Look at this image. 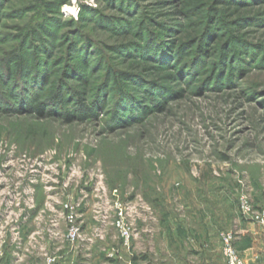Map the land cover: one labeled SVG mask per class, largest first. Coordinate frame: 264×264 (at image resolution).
Instances as JSON below:
<instances>
[{"label":"rangeland","instance_id":"1","mask_svg":"<svg viewBox=\"0 0 264 264\" xmlns=\"http://www.w3.org/2000/svg\"><path fill=\"white\" fill-rule=\"evenodd\" d=\"M229 1L0 0V260L142 240L159 264L157 217L186 216L225 218L239 253L241 197L264 204V0Z\"/></svg>","mask_w":264,"mask_h":264},{"label":"crops","instance_id":"2","mask_svg":"<svg viewBox=\"0 0 264 264\" xmlns=\"http://www.w3.org/2000/svg\"><path fill=\"white\" fill-rule=\"evenodd\" d=\"M186 217V223L183 222L181 225L171 223L170 229L166 227V222H163L162 218L157 217V238L160 239V245H164L160 249L166 256L159 264H226L227 261L225 263L222 255L219 232L225 218L219 219V216L216 219H211L208 216L193 218L191 216L190 222L188 216ZM234 222L238 229L236 247L244 258L245 264H264V225L242 219L240 216H236ZM179 229L185 234L179 236ZM140 242L142 240L136 242L133 252L129 247H121L120 256L115 257L117 261L109 259L114 262L111 264L149 263L147 259L140 260L136 255L151 253L150 255L155 256L157 255V251L154 250L155 246H150L146 250L147 246ZM106 255L108 256V254ZM145 257L148 258V256ZM0 264L18 263L15 262V259L9 260V257L5 256L0 260Z\"/></svg>","mask_w":264,"mask_h":264},{"label":"built area","instance_id":"3","mask_svg":"<svg viewBox=\"0 0 264 264\" xmlns=\"http://www.w3.org/2000/svg\"><path fill=\"white\" fill-rule=\"evenodd\" d=\"M240 211L246 220L264 224V204L256 205L249 196L243 195L240 199ZM121 212V211H120ZM122 214V212H121ZM71 227L68 232V239L71 242H76L80 236V228L75 224L74 213L68 216ZM117 226L121 232L126 244L130 243L131 232L127 228L123 219L117 222ZM224 243V253L228 259L229 264H245L243 258L239 255L234 247L235 234L228 232L222 235ZM47 264H59L58 257L55 255H48L46 259Z\"/></svg>","mask_w":264,"mask_h":264},{"label":"trees","instance_id":"4","mask_svg":"<svg viewBox=\"0 0 264 264\" xmlns=\"http://www.w3.org/2000/svg\"><path fill=\"white\" fill-rule=\"evenodd\" d=\"M69 0H62V3H67ZM227 4H232V1L224 0ZM185 3L189 6L190 12H200L204 7V0H185ZM198 10V11H197ZM38 111H40V106H38Z\"/></svg>","mask_w":264,"mask_h":264}]
</instances>
